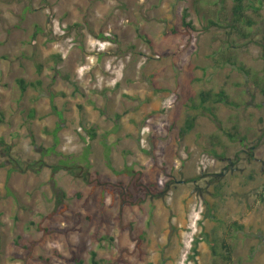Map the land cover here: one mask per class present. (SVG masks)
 Wrapping results in <instances>:
<instances>
[{
	"label": "rangeland",
	"instance_id": "374dc122",
	"mask_svg": "<svg viewBox=\"0 0 264 264\" xmlns=\"http://www.w3.org/2000/svg\"><path fill=\"white\" fill-rule=\"evenodd\" d=\"M231 6V0H0V264H76L75 258L88 264L91 250L107 264H264V244L254 237H228L231 260L224 259L225 223L216 220L221 206L207 194L218 193L222 178L213 171L224 165L208 153L216 140L210 136L244 171L264 173V6L258 14L246 12L253 23L239 26L245 37L228 32ZM184 8L192 29L181 25ZM207 19L222 27L205 29ZM52 54L61 60L55 63ZM35 60L43 65L40 75ZM55 69L78 84L75 94L59 75L52 80ZM18 77L41 79L42 85L21 93ZM220 88L240 106L216 105L217 114L240 136L230 141L198 116L203 123L191 130L203 148L198 166L211 174L177 184L176 158L184 151L171 142L175 118L184 127L189 97ZM192 101L198 104V96ZM90 104L99 112L96 131L146 108L141 124L148 136L133 142L135 183L127 174H112L98 137L91 141L90 163L77 162ZM57 124L59 156L46 153L53 144L47 131ZM59 159L66 167L54 171ZM34 160L42 161L38 171L18 165ZM54 184L66 193L62 212ZM121 185L130 193L126 199ZM259 191L264 184L254 189Z\"/></svg>",
	"mask_w": 264,
	"mask_h": 264
},
{
	"label": "crops",
	"instance_id": "0c3cea01",
	"mask_svg": "<svg viewBox=\"0 0 264 264\" xmlns=\"http://www.w3.org/2000/svg\"><path fill=\"white\" fill-rule=\"evenodd\" d=\"M138 97L144 98L143 96ZM88 98H90L88 99V101H93L91 97ZM152 108L155 109V106H153ZM145 109V107H139L135 111H127L124 115L125 117H120L121 115L119 114L121 125L115 123L111 127V129L105 131H96L97 129L93 125V123L95 122V117L98 116L99 112L97 111L96 113L91 104L85 107V117L88 121L85 123V126L95 128L96 137L93 140H95L97 137L99 138V146L102 149L101 156L105 160L106 166V161L108 158L111 165L115 169H121L125 165L131 167V169L133 167L136 168V165L138 163L133 161L134 151L136 147L133 142H136L141 136H148L146 125L141 124L143 122V116L141 115V113ZM174 118V116H171L172 120ZM175 120V135H173L174 137L171 142L175 147L174 149L178 150V153L180 150L184 151V153H180V155H178V157L176 158L177 164L180 165L176 183L183 184L186 181L192 184L195 181H191V179H193L194 177H198L199 174H201V176L204 174H211L210 171H200L198 166V152L200 150L203 151V148L200 149L195 144V136H198V134H191V130L195 127V125H201L203 121L195 120V123L190 130H184L183 133H180V131L183 130L184 127L181 126V121H179V119L175 118ZM144 131L146 132V134L144 133ZM219 142L220 145L215 146V152L218 156H216V154L208 152L214 157H218L220 161L224 162L223 171H213L214 174L219 176V179L222 178L221 181H217L218 185H216L218 193L220 192L221 195L218 196L217 193L215 194L216 196H214V192L211 195V191H207V194H209L210 196L209 198L212 205L214 203V205L221 206L219 207L220 215L219 217H216V220L218 222L225 223L224 229H226V233L228 231L226 236L227 240L229 239L228 237L237 239L238 237L245 236L256 238L257 245L264 244V192H254L255 188L257 189V187H259L261 189L263 187V169H260L259 172L255 173H252L250 170L244 171L243 168H240V166L238 165V162L236 161L237 157L231 158L229 156L225 157L222 155L221 150H223L225 147L220 140ZM85 146L86 145L83 143L82 152L83 150L85 151ZM88 146L90 154L88 158L84 160V163L86 165L90 163V155L93 150L91 142ZM106 148L109 149L107 154H105ZM136 160L140 164H144V161L139 157H137ZM229 161H231V163L233 164L232 167H230L229 165L227 166V164L230 163ZM220 165L222 167V163ZM132 171L135 172L133 169ZM226 171H228L227 175ZM112 174L115 175L113 172ZM194 190L195 189H192V191ZM211 210H214V208ZM244 231L247 234H245ZM223 237H225V235L222 234V238Z\"/></svg>",
	"mask_w": 264,
	"mask_h": 264
},
{
	"label": "trees",
	"instance_id": "16d2710c",
	"mask_svg": "<svg viewBox=\"0 0 264 264\" xmlns=\"http://www.w3.org/2000/svg\"><path fill=\"white\" fill-rule=\"evenodd\" d=\"M219 1H221V0H219ZM231 1H232V6L230 8L231 19H229V23H228L230 31H228V32H230V33L232 32L234 34H238V35L245 37V36H247V34L245 32H243L239 26L241 24L251 25L253 23L252 20L246 14V12L248 10H250L251 12L258 14L260 9H262V7L264 6V0H231ZM197 2H198V0H197ZM196 10L199 11L198 8ZM188 17H189V12L186 8H184L182 10V14H181V25L185 28L192 29L193 25H192V22L190 19L187 20ZM211 26H216L219 28L222 27V25H220L217 20L214 21L213 19H207V25L205 26V29H208ZM50 57L54 60L55 63H57L61 60L60 55H58V54H52ZM226 62H230V64L235 65L238 70L243 71L244 73H247V71H246V69H244L243 65H239V64L236 65V63L234 61H231L228 58H226V61H224V63H226ZM34 66L36 69V73L38 75H40L42 73V70H43V65L40 62L35 60ZM54 72H55V75H54V77H52L53 81H54L55 76L59 75L62 79L66 80L72 86V88H73L72 94H75L79 90L78 84L75 81H73L72 79H70L69 74H62L61 71L56 70V69ZM15 83H16V85H17V87L21 93L25 92L27 89L38 90V89H40V87L42 85L41 79L26 80L23 77L16 78ZM261 92L264 95V86L261 87ZM197 96H198V104H196L195 101H192V99L195 100V98ZM196 97H193V96L189 97L188 108H189V110H191V113L188 114V116L186 118L185 126H184L183 130L180 131V133H183L184 130H190L193 127L195 120L198 116H204V117H207L210 121H212L213 124H215L216 128L218 129V131H220L222 133L223 136L227 137L230 141H236L237 138L240 136V132L238 130V127L236 125H233L230 128L224 127L221 123V120H220L218 114H217V106L216 105L224 104L226 106L234 107V108H238L240 105H238V103H236L234 100H232L230 98L229 94L223 88H220L216 91H213L211 89L201 90L196 95ZM53 109H55L54 106H53ZM58 115H60V114L58 113ZM116 116L119 117L120 115L116 114ZM84 128H85V131L87 133V136L82 138L83 143L86 145L85 151L83 150L81 157L80 158L78 157L77 162H79V161L83 162L84 160H86L88 158V156L90 154L88 145L96 137V131H95L94 127L84 126ZM60 129H61V127L59 126V124H57L53 130L47 131V132H49V134H51V136L53 138L52 146L50 147V149L46 150L47 154L52 153V154H55L57 156L61 155L60 151L57 150V146L59 144L58 132ZM28 136L30 137L31 142L33 143L34 142V134H33L32 129L30 127H28ZM210 137H212L213 139H214V137L216 138V140L214 142L212 141V143H211L212 147H213V150H212L213 152H211V153L216 154L215 146L220 145L219 138H217L216 135H213ZM240 138H242V137H240ZM0 143H2V139H0ZM108 150H109L108 148L105 149V154L108 153ZM216 156H218V155L216 154ZM249 156H250V153H249ZM106 158H107V156H106ZM74 161L75 160H73V162ZM106 162H107V167L116 176L121 175V174H127L131 178L130 183H132V182L135 183L134 177L138 178V176L135 175V173L132 171L131 167L125 165L121 169H115L111 165L110 160L108 158H107ZM64 163L65 162H63L62 159H59L58 164L53 166L54 171L61 168V166L66 167L65 165H63ZM15 164H17V161H15ZM23 164H24V166H22L20 163L18 165L20 168H23V169L27 168V169H32L34 171H38L40 166L42 165V161L41 160L27 161V162H24ZM78 168H80V166L77 165V169ZM10 173H11V171H9L8 176L10 175ZM197 178L194 177L193 179H191V181H195V180H197ZM82 179L84 181L91 182L87 178V173H85V172L82 173ZM138 185L140 186V188L142 187V183H139ZM149 185L152 186V185H154V183H149ZM120 187H121V189H120L121 197L122 198L125 197V199H126L130 193H129L128 189L126 190L125 187H123V185H121ZM53 189H54V197H55L56 206L58 205L59 211L62 212L64 210H66V208H67V205L63 203L64 199L66 197V193L62 188L58 187L56 184H54ZM76 196L78 198H80L82 196V194L80 192H78L76 194ZM224 235H225V237H223L221 239V247L225 251L224 259L227 262H229L231 260L230 259V252H231L232 247L227 241V237H226L227 233H224ZM101 239H104V237L98 238V240H101ZM15 244L19 245V243L17 241L15 242ZM22 247L26 248L25 245H22ZM213 254H214V251H213ZM74 260H75L76 264H83V261L81 259L75 258ZM45 261H47V260L45 259ZM88 264H107V262L103 259L97 258L96 251L91 250L89 253Z\"/></svg>",
	"mask_w": 264,
	"mask_h": 264
},
{
	"label": "flooded vegetation",
	"instance_id": "af4514ba",
	"mask_svg": "<svg viewBox=\"0 0 264 264\" xmlns=\"http://www.w3.org/2000/svg\"><path fill=\"white\" fill-rule=\"evenodd\" d=\"M230 163H228L227 164V166L229 165L230 167H232L233 166V164L231 163V161H229ZM230 169H232V168H230ZM196 181V180H195Z\"/></svg>",
	"mask_w": 264,
	"mask_h": 264
}]
</instances>
